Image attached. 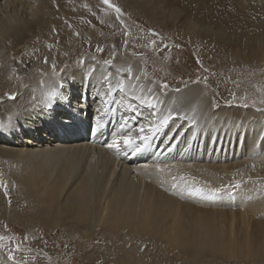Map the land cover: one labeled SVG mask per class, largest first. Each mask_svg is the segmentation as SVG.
Listing matches in <instances>:
<instances>
[{
	"label": "bare ground",
	"instance_id": "obj_1",
	"mask_svg": "<svg viewBox=\"0 0 264 264\" xmlns=\"http://www.w3.org/2000/svg\"><path fill=\"white\" fill-rule=\"evenodd\" d=\"M66 1L0 0V49L6 46L13 54L45 32L65 27L60 21L66 19L70 26L81 22L75 17L70 22L61 5ZM140 6L177 36L191 33L193 45L225 58L231 67L264 68V0H141ZM133 39L135 49L148 48L141 38ZM63 49L64 72L49 58L25 88H0V94L10 95L0 101V129L22 130L14 141L0 139V155L16 161L15 176L35 201L30 212H4L0 218L6 215L13 229H26L34 248L43 245L35 229L42 234L70 230L76 250L87 260L110 250L90 245L98 235L130 238V245L123 240L126 249L116 250L114 264H152L144 254L148 245L142 247L147 241L158 253H173L185 264H205L209 258L219 264H264V112L217 108L200 81L166 91L164 83L145 73V59L132 52L111 50L112 63L105 64L95 53L86 55L78 47L69 52L64 44ZM6 74L0 71V78ZM85 87L91 90L93 111L101 115L112 102L139 136L158 144L157 156L174 160H132L123 142L128 135L116 139L120 146L111 147L114 154L87 141L62 143L47 135L48 104H59L68 89ZM52 89L54 101L46 95ZM145 98H153L152 107L142 103ZM73 105L77 108L79 102ZM170 113L173 119L153 136L151 127ZM14 130L10 134L17 136ZM24 155L28 159L22 162ZM221 187L220 193L210 191ZM197 188L204 192L196 193ZM7 241L0 239V264H19V259L29 264L32 257L7 255Z\"/></svg>",
	"mask_w": 264,
	"mask_h": 264
},
{
	"label": "rangeland",
	"instance_id": "obj_2",
	"mask_svg": "<svg viewBox=\"0 0 264 264\" xmlns=\"http://www.w3.org/2000/svg\"><path fill=\"white\" fill-rule=\"evenodd\" d=\"M217 1L219 0H215L216 3ZM140 2L141 0H110L112 5L121 8V13H117L114 7L105 4L104 0H68L66 4L61 3L70 22L75 18H82L81 22L74 25L71 23L70 26L66 19L64 22L60 21L65 27L56 29L53 34H50L51 31L45 32L36 41H31L29 46H21L19 50L12 51L13 54L4 50L8 47L2 45L0 71L7 74L4 80L1 79L3 76L0 78V88H20L19 86L25 88L27 82L30 81L28 79H31L34 73L38 74L40 63L47 65L44 62H47L49 58L58 64V72H64L66 58L60 57L66 55L63 44L69 48V52L78 47L86 52V55L95 53L103 61L113 60L109 51L122 49L145 59V73H149V77L162 83H167L166 91L190 81H200L209 89V94L215 100L217 108L242 106L264 112L263 67L258 68L251 64L248 67L244 66L241 71L238 67H231L230 61L225 58L220 60L218 54H211L209 49L193 45L190 41L191 33H187L186 38L185 35L177 36L175 31L167 30L155 17L152 19L141 8ZM220 7L218 6V9ZM111 26L112 29H110ZM135 36L141 38L148 48L135 49L133 43ZM126 40L129 41L125 44ZM163 40H166L164 44H162ZM45 42H47L46 45L43 44ZM163 45H166V48L162 47ZM21 78L26 81L20 83ZM5 80L6 83H4ZM176 82H178L177 85H175ZM9 96L6 93L0 94V101L3 97ZM26 159L28 157L24 155L20 160L24 162ZM17 166L15 160L0 155L1 214L4 212L8 214L11 212L10 214L14 215L27 213L35 204L15 176L18 173ZM249 168L251 167L249 166L247 170ZM5 217L6 215H3L0 218V237L4 236L8 240L6 244H9L7 245L8 250L4 251L7 255L16 253L32 257L29 264H114L113 261L118 260L114 257L116 250L126 249L123 246L124 241L130 245V238L127 237L116 241L108 236L99 237L97 235L90 245H99V248L108 246L110 250L108 252L97 251L92 254L90 260H87L82 251L76 250L77 240L70 230L59 229L56 233L45 230L49 233L42 234L40 229H35L34 235L38 236L43 245L34 248L29 242L27 230L17 227L13 229L10 225L14 223L4 220ZM64 240L65 244H63ZM138 242H146V240ZM145 245H148V251L146 250L144 254L148 256L152 264H185L173 253H158L149 241L142 244V247ZM214 260L209 258L205 264H219ZM24 261L23 259L17 260L19 264H24ZM25 264L28 263L25 261ZM235 264L240 263L236 261Z\"/></svg>",
	"mask_w": 264,
	"mask_h": 264
},
{
	"label": "snow or ice",
	"instance_id": "obj_3",
	"mask_svg": "<svg viewBox=\"0 0 264 264\" xmlns=\"http://www.w3.org/2000/svg\"><path fill=\"white\" fill-rule=\"evenodd\" d=\"M104 3L105 4H109V6L111 7H114L115 8V11L117 13H121L122 10L121 8H119L118 6L116 5H112L110 3V0H104ZM102 51V49H100ZM105 64H111L112 61L111 60H106L104 61ZM53 68H55V65H53ZM127 71L131 72V68H128ZM45 82L44 81H41V84H44ZM162 88L164 89H167L168 88V84L167 83H164L161 85ZM46 95L48 96V98L52 101H54L56 99V92H55V89H52L51 91H48L46 92ZM154 98V97H153ZM153 98H145L142 103H147L149 107H152V99ZM11 119V118H9ZM173 119V116L172 114L170 113L169 115H166L164 116V118L161 120V122L158 124V125H155V126H152L151 127V131H152V134L153 136H155L156 133H159L165 126H167V124L169 123V121ZM0 127H4L3 123L0 122ZM99 127V125H98ZM145 129L144 127H141L140 128V132L141 133H144ZM152 137L150 136H147V135H143L141 134L140 136L138 137H133V136H124L123 137V142L126 146L128 147H131L133 148L135 151H140L141 150V145L143 146H147L149 144V140L151 139ZM140 142V143H137V142ZM119 142H117L116 144L114 145H109V147H116V148H119ZM196 193H203L204 192V189L202 188H197L194 190ZM213 194L215 193H220L221 191H223V187L221 188H213L210 190ZM0 239H2V237H0Z\"/></svg>",
	"mask_w": 264,
	"mask_h": 264
}]
</instances>
